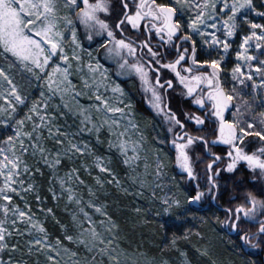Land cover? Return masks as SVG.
I'll return each instance as SVG.
<instances>
[{
  "label": "snow or ice",
  "instance_id": "snow-or-ice-1",
  "mask_svg": "<svg viewBox=\"0 0 264 264\" xmlns=\"http://www.w3.org/2000/svg\"><path fill=\"white\" fill-rule=\"evenodd\" d=\"M253 17L264 0H0V264H256L264 23ZM128 81L165 135L150 134ZM126 210L134 225L162 221L158 255L143 237L128 243Z\"/></svg>",
  "mask_w": 264,
  "mask_h": 264
},
{
  "label": "rangeland",
  "instance_id": "rangeland-1",
  "mask_svg": "<svg viewBox=\"0 0 264 264\" xmlns=\"http://www.w3.org/2000/svg\"><path fill=\"white\" fill-rule=\"evenodd\" d=\"M254 2L259 6V4L261 3V0H254ZM257 22H262L264 23V20H261L259 17H253ZM240 39L239 37L236 38V41L233 43V50L230 53L229 56V68H231L233 66V61H234V57H235V49L237 47V45L239 44ZM85 46L89 47L88 42L85 40L84 41ZM92 47H94V45H92ZM131 84H133L132 81L127 82L126 87H130ZM124 86V84L122 85ZM134 89L137 91V89L134 87ZM141 93V92H140ZM141 96L143 97V100L145 102V105L150 109V111L155 115V113L152 111V109L149 107L147 100L144 98L143 94L141 93ZM142 118L144 120H146L150 125H152V127H150L148 129V131L150 132V134L152 136H156L157 133H159L161 136H163L159 129L153 124L152 121H150L148 118H146L145 116H143L141 114ZM155 117H157L155 115ZM159 120H161L162 125H164L162 119L160 117H157ZM106 148V146H105ZM105 148H101L100 151L103 154H107L105 151ZM165 150L167 151V146H165ZM174 154V153H173ZM174 156V155H173ZM174 172L176 170H173ZM171 171L170 174H174V172ZM123 203L125 205H131L132 201L130 198H126L124 199ZM138 206H143V207H147L148 205L145 204L143 201H138L137 202ZM49 206H52L51 202H49ZM62 205L59 209H57V216L58 218L62 219V220H66V217L63 213L62 210ZM137 218L135 217L134 213L128 212L127 210L123 213L120 214V220L122 223L126 224L127 227L129 228V232H128V243H131L133 245V247L135 246V242H138L141 240V238L143 237L144 243H145V247L146 249H150L151 250V254L152 255H158V250L156 249V245L159 243V234L158 233V227H159V222L162 221H158V218L154 219L151 215H147L144 216L143 213L141 214V218H139V222L137 224H133V221L136 220ZM166 219V218H165ZM145 221H147L145 223ZM49 229V231L55 236L58 234V229L56 228V226L54 225V222L52 221L51 218H49L47 225H46ZM193 231H196V229H193ZM206 231V229H205ZM21 243H23V240H21ZM197 240L196 238H193L190 242H185V241H181L180 245L181 247L185 248V249H191L192 245L196 244ZM17 257H19V253H17ZM5 259H7V256L4 257ZM168 259H170L172 261V264H176V261L178 259V257L176 255H170L168 257H166ZM23 259H26L29 261V264H33V261L35 259V257H28V256H24ZM263 262V261H262ZM262 264V263H261Z\"/></svg>",
  "mask_w": 264,
  "mask_h": 264
},
{
  "label": "trees",
  "instance_id": "trees-1",
  "mask_svg": "<svg viewBox=\"0 0 264 264\" xmlns=\"http://www.w3.org/2000/svg\"><path fill=\"white\" fill-rule=\"evenodd\" d=\"M128 82H130V81H128ZM126 84H124V87L126 88V90L130 91L132 98H133V102H134V104H136L140 114H142L143 116L148 118L150 121H152L155 124V126L159 129L160 133L162 135L163 134L165 135L166 125L163 126L161 120H159L157 117H155V115L145 105L143 97L141 96V93H140V91H138L137 87H135L137 89V91H136L134 89V87L132 86L133 84H131L130 87H126ZM171 155H174V154L171 153ZM174 174H175V172H174ZM263 256H264V252H257L255 255H253L251 257V259L255 260L256 264H261V263L263 264V262H262Z\"/></svg>",
  "mask_w": 264,
  "mask_h": 264
},
{
  "label": "water",
  "instance_id": "water-1",
  "mask_svg": "<svg viewBox=\"0 0 264 264\" xmlns=\"http://www.w3.org/2000/svg\"><path fill=\"white\" fill-rule=\"evenodd\" d=\"M262 261H263V264H264V256L262 257Z\"/></svg>",
  "mask_w": 264,
  "mask_h": 264
},
{
  "label": "bare ground",
  "instance_id": "bare-ground-1",
  "mask_svg": "<svg viewBox=\"0 0 264 264\" xmlns=\"http://www.w3.org/2000/svg\"><path fill=\"white\" fill-rule=\"evenodd\" d=\"M154 124V123H153ZM155 125V124H154Z\"/></svg>",
  "mask_w": 264,
  "mask_h": 264
}]
</instances>
